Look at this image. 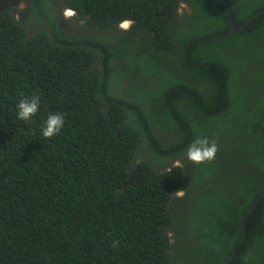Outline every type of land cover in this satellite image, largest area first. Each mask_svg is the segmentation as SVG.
Listing matches in <instances>:
<instances>
[{
	"label": "trees",
	"instance_id": "obj_1",
	"mask_svg": "<svg viewBox=\"0 0 264 264\" xmlns=\"http://www.w3.org/2000/svg\"><path fill=\"white\" fill-rule=\"evenodd\" d=\"M226 1L235 26L264 8ZM179 2L0 0V264H225L233 250L228 264H264V195L238 244L264 193V13L229 33L220 0H184L182 17ZM62 6L109 33L64 36ZM147 77L154 94H110ZM54 113L65 125L45 138ZM197 136L213 161L187 160Z\"/></svg>",
	"mask_w": 264,
	"mask_h": 264
},
{
	"label": "clouds",
	"instance_id": "obj_2",
	"mask_svg": "<svg viewBox=\"0 0 264 264\" xmlns=\"http://www.w3.org/2000/svg\"><path fill=\"white\" fill-rule=\"evenodd\" d=\"M75 15H76L75 10L71 8H66L63 12L64 19H70L74 17ZM133 24H134V21L132 19L125 18V19L120 20L117 26L119 29L123 31H129ZM80 28H84V25L80 26L78 29ZM130 85H131V82L126 87L115 86L123 90V92L121 93L123 95L121 96L120 95L118 96L112 93L110 94L120 97V98L127 99L128 93L126 92V90L129 89L128 86ZM109 91H114L113 86H111V89H109ZM39 106H40V97L38 95H34L30 99L29 98L21 99L16 105L18 119L23 120V121H30L39 111ZM64 125H65L64 114L62 113L49 114L47 119L44 122L43 127L41 128V133L45 138H51L59 134L61 129L64 127ZM217 151H218V144L216 143L214 139L209 140L207 136H203V137L197 136L196 138H194L193 142L188 146L185 156L187 160H189L193 164H203L206 162L213 161L216 157ZM174 193L177 198H182L185 194L183 189L176 190ZM111 246L118 247L119 241L114 240Z\"/></svg>",
	"mask_w": 264,
	"mask_h": 264
},
{
	"label": "flooded vegetation",
	"instance_id": "obj_3",
	"mask_svg": "<svg viewBox=\"0 0 264 264\" xmlns=\"http://www.w3.org/2000/svg\"><path fill=\"white\" fill-rule=\"evenodd\" d=\"M22 6V7H20ZM7 7V4L6 3H0V9L1 8H5ZM18 7V12H17V17H20L21 16V12L23 9L27 8V3L25 1H22L20 2V4L17 6ZM66 8H69V7H66V6H62L61 9H60V13L58 15V17H56V20L58 22H60L62 25H64L65 29L62 33L64 36H67V37H83V34L81 35L79 33V31H85L83 28H76V27H73L71 25V23L73 22L74 19L77 18V15H75L74 17L70 18V19H64L63 17V12ZM14 9V8H13ZM187 14V15H190L191 13V8L189 6L188 3H185L184 0H180L179 4H178V8L176 9L175 13H177V15L179 17H182L184 13ZM161 15L164 17L166 14L164 13H161ZM85 21H83L81 24L84 25L86 23V25H84V28H87L88 24H87V21H90V17L89 16H86L85 18ZM90 27V26H89ZM70 31H73V33H68ZM86 33V32H84ZM92 34L94 35H102V34H105V33H109V30H105V31H100L96 26H95V29L93 32H91ZM96 38L97 40H102V41H105L107 43L110 42V40L108 38L106 39H103V38H99V37H94ZM110 46V44H109ZM99 54V52H98ZM114 58V57H113ZM99 59V58H98ZM131 78V77H130ZM130 78H127L125 79L124 81H127L128 82V85L129 83L131 82L133 84V79L131 80ZM150 78V77H149ZM116 80V79H115ZM130 80V81H128ZM141 82V85L140 86H136L137 89H140V88H143V90L145 89V87L148 89V91L152 92L153 93V90L152 89H155L156 88V85L154 84V81L151 80L150 78V81L148 82V77L146 79H144L143 81H140ZM130 86H128L129 88ZM110 89H111V85H110ZM123 92V90H122ZM122 92H116V91H110V93L112 94H115V95H123L121 94ZM127 97V96H126Z\"/></svg>",
	"mask_w": 264,
	"mask_h": 264
},
{
	"label": "water",
	"instance_id": "obj_4",
	"mask_svg": "<svg viewBox=\"0 0 264 264\" xmlns=\"http://www.w3.org/2000/svg\"><path fill=\"white\" fill-rule=\"evenodd\" d=\"M220 1L222 2L223 6H224V8H225V10H226V13H227L228 25H229V30H228V32H229V33L240 32L241 30H243V28H244V27H245V26H246V25H247V24H248V23H249L254 17H256V16L259 15V14L264 13V8H262V9L256 11V12H254L253 14H251V15H250V16H249V17L243 22L242 25H240V26H235V25H234V22H233L232 13H231V10H230V7H229L227 1H226V0H220ZM262 195H264V193H261V194H258V195H257V197H256V199L253 201L251 207L248 209V211H247L246 214L244 215V218H243V220H242V222H241V226H240V227H241V235H240V238H239L238 244L241 242L242 237H243L244 232H245L244 221H245L247 215L249 214V212L255 207V205H256V203H257V200H258ZM237 246H238V245H237ZM237 246H236V248H237ZM236 248H235V249H236ZM234 252H235V250H233V251L231 252V254L228 256V258H227L225 264H228V263H229V261H230L232 255L234 254Z\"/></svg>",
	"mask_w": 264,
	"mask_h": 264
},
{
	"label": "rangeland",
	"instance_id": "obj_5",
	"mask_svg": "<svg viewBox=\"0 0 264 264\" xmlns=\"http://www.w3.org/2000/svg\"><path fill=\"white\" fill-rule=\"evenodd\" d=\"M83 21H85V19L84 18H79V19H77V20H73V22L71 23V25L73 26V27H76V28H79L80 26H83L81 23L83 22ZM84 25H86V23L84 24ZM94 29H95V27H93V29H91L89 26H88V30L90 31V32H93L94 31ZM261 46L264 48V42L261 44ZM262 54H264V52L262 53ZM245 60H246V57H245ZM247 61V60H246ZM258 65L259 66H262V62H260V63H258ZM135 66H136V68H138L139 66H141V67H148V65L147 64H145L144 62H136L135 63ZM258 66V71H263L264 70V65L260 68ZM115 82H116V80H114L113 82H112V84H111V86H113V90L114 91H116V92H122V89H120V88H117V87H120V84H118L117 85V87H115ZM128 85V82L127 81H123V83H122V85L121 86H123V87H126ZM128 93H129V95H130V97L129 98H127V99H132L133 97H135L136 98V95L138 96V89L136 88V86L134 85V83L132 84L131 83V85H130V87H129V89H128ZM214 164H216V165H218V166H220V164H218V163H214Z\"/></svg>",
	"mask_w": 264,
	"mask_h": 264
}]
</instances>
